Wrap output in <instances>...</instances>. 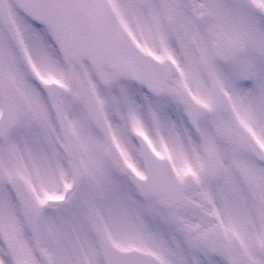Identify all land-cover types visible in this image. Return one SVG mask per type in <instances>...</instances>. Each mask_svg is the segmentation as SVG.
I'll return each instance as SVG.
<instances>
[{"label": "snow or ice", "instance_id": "snow-or-ice-1", "mask_svg": "<svg viewBox=\"0 0 264 264\" xmlns=\"http://www.w3.org/2000/svg\"><path fill=\"white\" fill-rule=\"evenodd\" d=\"M0 264H264V0H0Z\"/></svg>", "mask_w": 264, "mask_h": 264}]
</instances>
